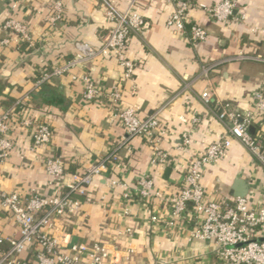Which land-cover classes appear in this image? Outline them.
I'll use <instances>...</instances> for the list:
<instances>
[{
  "label": "crops",
  "instance_id": "0c3cea01",
  "mask_svg": "<svg viewBox=\"0 0 264 264\" xmlns=\"http://www.w3.org/2000/svg\"><path fill=\"white\" fill-rule=\"evenodd\" d=\"M56 1H62L64 17L49 28L45 18L52 13ZM105 1L19 0L13 9L9 0H0V25L8 18L20 20L28 25L35 41L34 46L17 47L14 42L2 45L7 35L0 29V111L27 94L45 70L71 58L78 43L101 45L109 27ZM112 1L120 11L128 5V0ZM192 1L195 7L189 13V22L207 31L205 41L193 44L188 35L167 24L174 8L172 1L139 0L137 11L144 17V29L127 43V53L136 64L131 82L135 91H131L130 83L123 86L124 107H137L141 118L162 110L161 125L169 137L162 145L171 154L170 164H154L153 148L146 138L133 137L118 152L121 162L109 175L93 181L89 195L95 202L86 203L80 197V212L50 232L61 239L66 233L72 243H105L113 254L118 247V264H123L124 259L130 264H221L212 245L190 241L195 226L192 212L173 229L151 223V215L169 218L168 205L153 198L149 203L133 201L131 216L117 220L113 216L119 210L122 190L109 186L110 178L134 184L138 178L150 177L157 190L166 196L174 195L188 163V157L179 149L184 135H189L190 149L197 153L228 133L215 117L219 107H205L201 92L210 83L219 101L229 102L237 112L245 113L254 109L253 95L264 87V62L253 59L225 62L210 73L209 79L199 76L202 65L239 53L264 57V32L259 31L264 29V0H233L239 20L231 18L225 22L217 21L202 7L223 0ZM89 67L94 82L105 93L122 76V67L115 57L100 59ZM73 72L84 70L77 67ZM82 92L81 83L63 75L33 92L24 103L12 120L10 157L0 164L3 190L22 195L33 191L60 194L74 173L85 170L123 140L125 128L113 119L111 108L102 99L85 101ZM22 117L46 121L52 129L51 142L32 151L33 128L22 125ZM251 130L264 135V115L255 119ZM47 157H59L64 162L66 172L61 179L52 181L47 174ZM236 177L249 180L251 195L264 190V169L252 161L240 143L233 141L220 161L204 167L203 182L207 193L230 197ZM127 228L132 229L131 234L118 235V231L124 233ZM0 231L7 236L19 235L15 221L2 210Z\"/></svg>",
  "mask_w": 264,
  "mask_h": 264
},
{
  "label": "built area",
  "instance_id": "2783aa9c",
  "mask_svg": "<svg viewBox=\"0 0 264 264\" xmlns=\"http://www.w3.org/2000/svg\"><path fill=\"white\" fill-rule=\"evenodd\" d=\"M174 4L173 11L167 19V24L175 31L185 33L193 44L205 41L207 31L197 23L189 22V13L195 7L192 0H169ZM10 6L16 9L19 0H9ZM139 0H128L127 7L120 11L112 0H106L105 17L109 23L108 30L99 47L80 42L73 56L60 64L45 70L33 83L31 90L23 97L0 111V164L5 162L13 149L10 140L12 120L19 113L24 103L28 102L33 92L51 83L55 78L70 75L71 79L83 86L82 98L87 102L102 99L111 108L113 119L119 120L125 128L123 140L105 156L81 172L74 173L65 190L57 195H45L33 191L29 195L18 192H8L0 187V210L8 213L19 227V235L7 236L0 231V264H118L115 247L113 251L105 244L93 242L72 243L68 234L62 239L51 231H57L63 221L77 215L84 202L94 203L89 195V188L98 177H106L112 168L121 162L119 150L136 136L146 138L153 148L154 164L167 166L171 162L170 152L162 145L168 142V134L161 125L162 110H157L146 118L138 115L137 107H124L123 86L130 83L131 91H135L133 77L136 64L127 53V43L132 35H140L144 29L145 20L137 11ZM205 11L217 21L225 22L236 18L237 4L233 0H223L216 5H203ZM64 17L62 1H56L53 11L46 16L49 28L56 26ZM242 20L245 15L242 14ZM6 33L2 45L12 42L17 47L34 46L35 41L28 25L15 18H8L0 25ZM254 30H259L255 28ZM264 32L263 30H259ZM115 57L122 67V76L108 93L102 91L91 77L89 65L100 59ZM253 59L264 62V57L239 53L227 59L202 65L199 76L209 79L210 73L225 62ZM81 67L84 72L74 73ZM254 109L245 113L237 112L229 102L217 99L213 86H208L201 92L202 104L214 109L216 119L223 123L228 133L219 140L208 145L203 151L194 153L190 149L189 135H184L179 148L188 157L187 166L179 190L174 195H165L155 188L150 177L138 178L134 184L125 180L110 178L111 189L122 190L119 210L114 214L117 220H123L132 214V202L139 200L149 203L151 199H159L169 207V218L161 219L158 215L149 216L151 223H161L165 228L173 229L180 220L192 212L195 226L190 232V241L212 245L215 255L221 264H264V190L247 197H218L206 191L203 182V169L206 165L220 161L231 147L233 141L240 143L248 152L252 161L264 169V135L253 133L251 128L255 119L264 115V87L253 95ZM197 122V120H194ZM21 124L33 128L32 151L47 145L52 140V129L43 119L33 121L21 118ZM44 168L52 181L61 179L66 172V166L59 157H47ZM103 197L102 199H104ZM127 228L118 235L131 234ZM128 260V259H127ZM128 262V261H127ZM160 264V263H158Z\"/></svg>",
  "mask_w": 264,
  "mask_h": 264
},
{
  "label": "water",
  "instance_id": "95a60500",
  "mask_svg": "<svg viewBox=\"0 0 264 264\" xmlns=\"http://www.w3.org/2000/svg\"><path fill=\"white\" fill-rule=\"evenodd\" d=\"M250 183L248 179L236 177L231 184L232 197H247L250 195ZM123 264H130L124 259Z\"/></svg>",
  "mask_w": 264,
  "mask_h": 264
},
{
  "label": "trees",
  "instance_id": "16d2710c",
  "mask_svg": "<svg viewBox=\"0 0 264 264\" xmlns=\"http://www.w3.org/2000/svg\"><path fill=\"white\" fill-rule=\"evenodd\" d=\"M2 88H3V86H2V84L0 83V94L2 93Z\"/></svg>",
  "mask_w": 264,
  "mask_h": 264
}]
</instances>
